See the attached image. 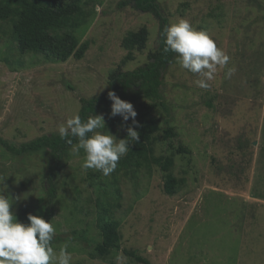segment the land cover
I'll use <instances>...</instances> for the list:
<instances>
[{"label": "rangeland", "instance_id": "obj_1", "mask_svg": "<svg viewBox=\"0 0 264 264\" xmlns=\"http://www.w3.org/2000/svg\"><path fill=\"white\" fill-rule=\"evenodd\" d=\"M4 1V0H0ZM125 3V4H124ZM124 4V5H123ZM167 24L187 19L229 56L236 72L225 79L217 68L208 89L198 75L182 69L174 55L162 71L160 103L127 93L140 125L153 120L154 157H170L162 172L155 165L121 168L105 177L81 167L84 153L67 151L55 181L54 249L67 244L72 264H264V0H157ZM84 22L73 31L88 50L81 60L55 62L16 49L13 19L0 21V138L20 145L44 135L77 114L80 100L108 89V75L132 71L149 60L158 44V22L128 0H80ZM145 27V47L126 59L121 46L128 32ZM104 116L105 129L125 138L120 116ZM168 123L177 134L164 140ZM131 124V120L127 122ZM139 128L135 130L138 131ZM182 146L189 153H178ZM124 157V156H123ZM119 160V162L123 159ZM47 152L16 156L0 147L4 194L16 219L43 218ZM174 194L163 191L166 175ZM100 217L115 221L119 249L99 257ZM119 258V259H118Z\"/></svg>", "mask_w": 264, "mask_h": 264}, {"label": "trees", "instance_id": "obj_2", "mask_svg": "<svg viewBox=\"0 0 264 264\" xmlns=\"http://www.w3.org/2000/svg\"><path fill=\"white\" fill-rule=\"evenodd\" d=\"M135 10L150 13L158 22V44L154 52L149 54V60L132 71H118L108 75V89L88 100H80L78 114L82 120L88 116L98 115L105 107H110L111 101L107 97L109 91L126 100L127 93H134L137 97L153 101L151 109L160 103V88L162 85V71L171 63L175 53H163V28L168 25L157 5V0H128ZM125 4V3H124ZM123 4V5H124ZM8 17L13 19L12 33L16 42V49L21 54L31 53L42 56L44 59L55 62H65L69 58L81 60L88 50V43H79L73 31L84 22L80 0H4L0 1V21ZM148 31L145 27L135 32H128L121 41V46L127 51L126 59L131 57L134 50L140 51L145 47ZM158 131L153 120L139 127L140 141L131 146L130 151L118 162L121 168L137 170L144 166L155 165L162 172H168L173 165L170 157H154L152 137ZM177 134L166 123L162 138L171 140ZM77 141L73 138V145ZM0 147L10 154L21 156L45 151L48 154L50 165L45 176V209L43 219L51 221L53 218V202L56 199L55 181L63 168L67 151L72 147L62 140L59 134L44 135L20 145L10 144L0 138ZM178 153H189L182 146ZM176 183L174 178L166 175L163 191L167 195L174 194ZM98 228L101 241L95 246V253L99 257L106 256L111 250L119 249V235L115 221L100 217ZM60 240L53 238L52 244ZM126 256L132 257L135 262H148L135 253L123 251Z\"/></svg>", "mask_w": 264, "mask_h": 264}, {"label": "clouds", "instance_id": "obj_3", "mask_svg": "<svg viewBox=\"0 0 264 264\" xmlns=\"http://www.w3.org/2000/svg\"><path fill=\"white\" fill-rule=\"evenodd\" d=\"M161 35L165 45L163 53H175L182 69L198 75L195 84L201 89L210 87L208 82L215 79L218 67L226 68L225 79H231L236 72L234 66H228L230 56L187 19L166 25ZM107 97L111 101L110 116L121 117V127L127 134L125 138L117 139L108 131H101L105 129L102 114L82 120L77 113L57 129L60 138L72 146L73 155L83 150L82 169L98 171L105 177L115 171L119 160L140 141V133L135 129L141 127L130 102L120 99L114 91H109ZM129 120L130 125L127 124ZM73 138L77 141L75 145ZM4 180L5 177L0 176V264H72V253L67 244L58 250L53 247L56 229L51 221L32 214L27 215L28 223L16 219L10 210L12 200L4 194Z\"/></svg>", "mask_w": 264, "mask_h": 264}]
</instances>
